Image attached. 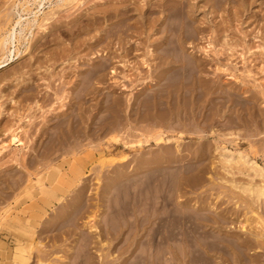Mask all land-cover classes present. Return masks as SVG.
Masks as SVG:
<instances>
[{
	"label": "rangeland",
	"instance_id": "374dc122",
	"mask_svg": "<svg viewBox=\"0 0 264 264\" xmlns=\"http://www.w3.org/2000/svg\"><path fill=\"white\" fill-rule=\"evenodd\" d=\"M161 1L19 10L38 15L0 67V264H120L158 215L199 234L185 264H264V191L245 190L264 186V0H184L163 40Z\"/></svg>",
	"mask_w": 264,
	"mask_h": 264
},
{
	"label": "bare ground",
	"instance_id": "6f19581e",
	"mask_svg": "<svg viewBox=\"0 0 264 264\" xmlns=\"http://www.w3.org/2000/svg\"><path fill=\"white\" fill-rule=\"evenodd\" d=\"M16 0H13L10 4V10H6V18L7 21H10L9 28L4 31V34H0V49H2L5 53L2 54V59L0 60V67L6 65L7 63L11 62L12 60L16 59L23 53L20 52L14 45V42L18 40V38L21 36V34L24 32V30H30L32 23L36 21V15L33 14V18H29L27 16H23V13L21 11L31 12L32 10L28 7L29 0H22V2L18 1L15 3ZM64 1H72V0H55L54 6L58 7L61 5V2L64 3ZM248 1V0H247ZM37 4H42L43 0H37ZM162 6H161V14H157L156 16V22L160 25L165 23V28L163 29H157L160 34V40L165 39V33L167 30L171 31V28L174 24L172 23L174 20L177 22L176 25L178 26L177 30L179 33H183L184 31V25L186 23L185 17V7L187 6V1L184 0H178L177 5L170 7L166 0H162ZM67 3V2H66ZM24 4H26L24 6ZM135 4V3H134ZM159 6V5H158ZM53 8V7H52ZM105 8V7H103ZM214 8V7H212ZM100 10V9H99ZM151 10V9H150ZM187 10V9H186ZM120 11V10H119ZM154 11V10H153ZM55 12V10H54ZM54 12H45L43 16L41 17V25L43 23H47L50 21L51 18H53ZM158 13V12H157ZM160 13V12H159ZM27 15V14H26ZM150 15V14H149ZM14 16V19L11 18ZM235 16V15H234ZM155 19V18H154ZM1 20V19H0ZM52 20V19H51ZM213 20V19H212ZM38 22V21H37ZM49 23V22H48ZM110 23V22H109ZM190 23V22H189ZM142 24V23H141ZM199 24V23H198ZM40 25V26H41ZM44 25V24H43ZM42 25V26H43ZM143 25V24H142ZM186 26V25H185ZM45 28V26H43ZM49 26H46V29ZM42 28V30L44 29ZM162 28V27H161ZM45 29V30H46ZM67 31V30H66ZM126 31V30H125ZM138 31V30H137ZM124 32V31H123ZM56 33V32H55ZM82 33V32H81ZM170 33V32H169ZM168 33V34H169ZM167 34V33H166ZM25 35V34H24ZM181 35V34H180ZM121 36V35H120ZM159 37V36H158ZM181 37V36H180ZM228 37V36H227ZM43 38V36H42ZM126 39V38H125ZM132 39V38H131ZM176 39V38H175ZM183 40V38H181ZM180 39V40H181ZM158 40V39H157ZM117 41V40H116ZM164 42V41H163ZM180 42V41H179ZM28 44V43H27ZM166 44V43H165ZM62 46V45H61ZM160 46V45H159ZM153 47V46H152ZM174 47V46H173ZM180 47V46H179ZM182 47V46H181ZM38 48V47H37ZM175 48V47H174ZM178 48V47H177ZM176 48V49H177ZM28 50V49H26ZM180 51V50H179ZM212 51V50H211ZM70 52V51H69ZM152 52V51H151ZM182 52V51H181ZM3 53V52H2ZM78 53V52H77ZM158 53V52H157ZM65 54V53H64ZM152 54V53H151ZM52 55V54H51ZM164 55V54H163ZM147 56V55H146ZM162 56V55H161ZM165 56V55H164ZM184 59V58H183ZM217 59V58H216ZM192 60V59H191ZM190 60V61H191ZM187 62V60L185 61ZM183 63V66L185 64ZM197 62V61H196ZM188 65V64H187ZM198 65V64H197ZM181 66V65H180ZM194 66V65H193ZM199 67V66H198ZM182 68V67H181ZM188 68V67H187ZM180 70V69H179ZM178 70V71H179ZM182 70H188V69H182ZM186 71H180L183 72L182 74H185ZM177 74V72H175ZM179 73V74H180ZM187 73V72H186ZM189 74V73H188ZM175 75V74H174ZM190 75V74H189ZM93 76V75H92ZM176 76V75H175ZM184 81H186V75H183ZM89 77V76H88ZM194 77V76H193ZM180 78V77H179ZM197 80V79H196ZM188 81V80H187ZM183 83V82H182ZM192 84V83H191ZM197 87V86H196ZM184 89V88H183ZM188 92V91H187ZM182 94V93H181ZM79 103V102H78ZM86 113V112H85ZM72 118V117H71ZM232 123V122H231ZM115 125V124H114ZM166 128V127H165ZM210 132V131H209ZM144 133V132H143ZM16 134V133H15ZM146 134V133H145ZM158 134V133H157ZM157 138V137H156ZM159 138V136H158ZM146 139V138H145ZM10 140L14 142L16 140V137L12 134L10 137ZM138 141V140H137ZM58 143V142H57ZM224 153V152H222ZM239 153V152H238ZM242 153V152H241ZM228 154V153H227ZM232 154V153H231ZM228 156H224V161H230V158ZM246 156V154H243ZM240 156L242 158L240 159H247L244 156ZM235 156V155H234ZM239 156V155H238ZM242 160V161H244ZM105 161V159L99 160V164H102ZM112 161V160H111ZM232 161V159H231ZM250 159L246 161L248 165L252 167V163L250 162ZM253 161V160H251ZM226 162V163H227ZM225 163V164H226ZM242 164V163H241ZM245 164V161H244ZM245 164V165H247ZM235 165V164H234ZM256 165V163H255ZM254 165V167H255ZM249 166V167H250ZM258 169H256L260 174H262V169L260 166L256 165ZM246 169V168H245ZM170 171V170H169ZM40 172V171H39ZM179 173V172H178ZM234 173V172H233ZM255 174V173H254ZM264 174V173H263ZM163 179V178H162ZM234 185V184H233ZM192 187V186H191ZM220 188V187H219ZM236 188V187H235ZM244 188V187H243ZM112 190V189H111ZM246 191H249L248 193H254L255 196L259 195V193H262L264 191V186L262 185H251L248 184L245 188ZM172 192V191H171ZM199 194V193H198ZM256 199V198H255ZM237 202V201H236ZM169 205V204H168ZM84 207V206H83ZM159 212V211H158ZM162 213V212H161ZM165 214V213H164ZM57 215V214H56ZM261 217V216H259ZM141 218V217H140ZM143 218V217H142ZM245 218V217H244ZM221 219V218H220ZM244 220V219H243ZM246 220V219H245ZM261 221V220H260ZM179 222V221H178ZM177 223V220L175 218L171 217H165L158 215L154 218H147L146 223L141 225V228L138 230H133L129 233H127L123 239L121 238V245L119 247V253H120V264H174L171 262V260L175 259V264H185V262L188 259L189 254L196 251H203V246L200 243V236L199 234L195 233V231L186 230L184 226L181 230H174V227ZM264 225V224H263ZM182 226V225H181ZM180 226V227H181ZM177 227V228H180ZM118 228V227H117ZM198 228V227H197ZM241 228V227H240ZM88 232V231H87ZM263 234V233H262ZM51 235V234H50ZM91 235L90 233L86 234V244H89L91 241ZM221 235V234H220ZM90 236V237H89ZM235 236V235H234ZM237 237V236H236ZM240 237V236H239ZM69 238V237H68ZM215 241L216 246H219L220 248H223V242L230 243V241L225 239L224 237H220L215 235ZM246 240V239H245ZM79 243V242H78ZM84 243V242H83ZM244 243V242H243ZM205 244V243H204ZM213 244V243H212ZM231 244V243H230ZM248 244V243H247ZM235 245H239L235 242ZM34 246V245H33ZM72 246V245H71ZM212 246V245H211ZM241 246V245H240ZM244 246V245H243ZM249 246V245H248ZM217 248V249H220ZM74 249V248H73ZM223 250V249H222ZM190 252V253H189ZM222 252V251H221ZM196 253V252H195ZM200 253V252H199ZM92 255V254H91ZM193 255V254H192ZM17 259H20L22 255L16 254L15 255ZM199 256V255H198ZM104 258V257H102ZM236 258V257H235ZM16 259V260H17ZM240 259V258H239ZM15 260V261H16ZM69 262V261H68ZM188 262V261H187ZM21 263V262H20ZM44 263V262H42ZM108 264L106 261L104 264ZM17 264V263H16ZM110 264V263H109Z\"/></svg>",
	"mask_w": 264,
	"mask_h": 264
}]
</instances>
